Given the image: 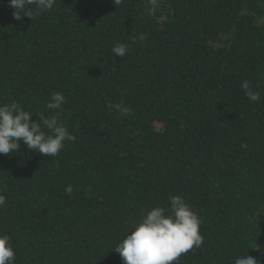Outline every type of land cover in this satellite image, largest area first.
<instances>
[{"label": "trees", "instance_id": "16d2710c", "mask_svg": "<svg viewBox=\"0 0 264 264\" xmlns=\"http://www.w3.org/2000/svg\"><path fill=\"white\" fill-rule=\"evenodd\" d=\"M13 11L0 0V104L59 113L75 137L55 157L22 141L0 154V233L15 264H123L117 242L173 195L203 237L179 264L247 251L264 264V0H55L22 21ZM54 92L66 97L58 110Z\"/></svg>", "mask_w": 264, "mask_h": 264}, {"label": "clouds", "instance_id": "9594fccd", "mask_svg": "<svg viewBox=\"0 0 264 264\" xmlns=\"http://www.w3.org/2000/svg\"><path fill=\"white\" fill-rule=\"evenodd\" d=\"M55 0H9L14 9L15 20L22 21L24 16L31 19L53 8ZM115 5L121 0H114ZM155 4L156 0H152ZM143 40V35L140 36ZM130 49L124 43L112 48L114 56L124 57ZM241 87L250 101H259L260 93L251 90L249 82ZM66 102L60 92L51 95L48 109L58 110ZM108 108L118 111L121 116L130 114V108L123 103L111 104ZM38 116L39 122L30 118ZM47 129V131H45ZM60 114L45 116L25 110L17 102L0 104V154L7 155L21 148V141L29 151L35 150L47 157H55L63 149L65 141H73ZM72 192V186L66 188ZM6 197L0 194V207L5 206ZM201 220L180 195L170 197V207L153 206L147 210L131 229L121 238L114 251L119 254L123 264H179L182 254L193 247L203 244L199 228ZM16 254L11 237L0 233V264H15ZM234 264H260L258 258L248 254L238 256Z\"/></svg>", "mask_w": 264, "mask_h": 264}]
</instances>
